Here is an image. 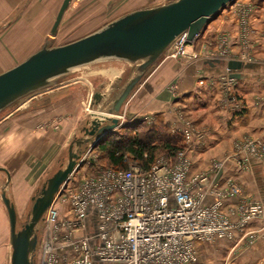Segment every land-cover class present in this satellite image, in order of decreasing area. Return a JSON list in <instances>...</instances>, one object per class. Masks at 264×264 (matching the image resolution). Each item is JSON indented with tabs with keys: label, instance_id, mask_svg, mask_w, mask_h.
<instances>
[{
	"label": "crops",
	"instance_id": "crops-1",
	"mask_svg": "<svg viewBox=\"0 0 264 264\" xmlns=\"http://www.w3.org/2000/svg\"><path fill=\"white\" fill-rule=\"evenodd\" d=\"M61 1L0 0V69L11 67L17 58L15 54L32 53L42 45L45 40L43 37L50 31ZM167 1L85 0L83 5L93 15L102 14L99 19L113 20L127 12ZM237 1L252 6L248 13L252 26L249 34L252 46L244 51V58L241 57L243 54L239 46L238 14L234 1L212 18L211 24L207 23L208 26L201 33L202 37L208 38H214L220 30L228 33L231 59L242 62L240 67L228 70L234 77L237 94L245 102L241 112H233L228 108L221 81L218 80L219 75L226 72V61L229 59L219 62L201 57L192 60L166 57L147 70L131 91L120 113L122 123L142 120L146 124H165L171 131L179 133L185 121H190L192 127L202 134L201 138H194L187 148L192 172L207 169L213 158L223 159L233 154L235 143L245 136L264 140V0ZM66 9L59 24L67 13ZM28 22H36L37 30L34 31L32 27L26 32H19ZM40 37L43 39L40 40ZM77 69L58 78L52 87L36 92V108L31 114L21 110L16 114V121H0V166H14L12 171L15 175L10 176V180L17 190L11 199L15 210L18 204L25 203L24 199L29 195L34 179L32 181L25 178L24 174L30 171L29 165L16 163L17 150L13 148L12 137H7V134H14L23 140L24 133H32L25 140L35 141L30 154L37 163L30 168L36 173L41 172L42 166L52 162L64 141L75 135V119L72 117L76 118L78 114L75 116L68 112L71 118L64 120L61 127L52 129L47 126L41 133L34 129V121L46 114L53 115L57 110L56 101L61 99L64 102L63 110L69 109L67 102L77 97V91L81 87L87 88L89 81L82 74L71 76ZM11 126H14V130ZM22 151L21 159H25L27 152ZM218 179L220 184L234 181L241 189L239 194L225 198L221 205L222 211L232 222L237 221L235 210L240 202L257 200L264 206V157H251L245 167L237 166L233 159L227 160ZM197 258L199 264H264V216L249 218L234 230L232 237L199 242Z\"/></svg>",
	"mask_w": 264,
	"mask_h": 264
},
{
	"label": "built area",
	"instance_id": "built-area-1",
	"mask_svg": "<svg viewBox=\"0 0 264 264\" xmlns=\"http://www.w3.org/2000/svg\"><path fill=\"white\" fill-rule=\"evenodd\" d=\"M233 5L244 58L252 46L248 15L252 6L237 0ZM201 36L199 32L189 40L186 32L180 33L161 57L231 59L226 31L199 41ZM228 70L218 80L228 108L241 112L245 102ZM180 133L184 149L173 159L159 155L148 167L135 159L123 168L99 166L89 143L75 166L83 164L82 173L75 176L72 171L43 213L35 264H199V242L232 237L249 218L264 216L259 201L245 200L237 205V221L232 222L221 205L241 189L234 181L220 184L218 179L227 160L245 167L251 157H264V140L245 136L235 143L233 154L213 158L207 169L192 172L187 148L202 134L188 120Z\"/></svg>",
	"mask_w": 264,
	"mask_h": 264
},
{
	"label": "water",
	"instance_id": "water-1",
	"mask_svg": "<svg viewBox=\"0 0 264 264\" xmlns=\"http://www.w3.org/2000/svg\"><path fill=\"white\" fill-rule=\"evenodd\" d=\"M71 0H62L49 33H56L64 10ZM234 0H168L165 3L127 12L101 28L74 41L50 46L47 39L42 45L16 65L0 72V111L14 101L52 87L58 78L75 69L102 59H118L134 64L132 75L118 87L106 106L92 114L88 125L83 126V135L73 137L68 146V158L64 166L57 168L42 183L37 194L32 196L28 220L16 228V210L6 193V184L1 187L0 197L6 209L11 247L9 264H35L34 252L38 241L37 223L51 204L54 194L77 165L80 154L89 143L94 146L120 126L118 115L131 91L147 70L161 57L167 46L182 32L192 40L202 32L207 23ZM224 62L223 59H216ZM238 59L226 61L228 69L240 67ZM121 77L118 76L119 80ZM107 99V92L93 90L92 105L100 106Z\"/></svg>",
	"mask_w": 264,
	"mask_h": 264
},
{
	"label": "rangeland",
	"instance_id": "rangeland-1",
	"mask_svg": "<svg viewBox=\"0 0 264 264\" xmlns=\"http://www.w3.org/2000/svg\"><path fill=\"white\" fill-rule=\"evenodd\" d=\"M58 0H56L57 2ZM85 0H72L70 6L66 9V14L64 16V19L60 22L57 32L54 35H51L48 31V34H46L43 38L47 39L49 41L50 46H58L62 45L71 41H74L80 37H83L110 22V19H99L98 14H91L90 10L88 11V8H86V5H83ZM215 18V17H214ZM213 18V19H214ZM213 20H210L208 24H211ZM41 23V22H40ZM207 24V26H208ZM24 27L22 29H19L20 31L26 32L28 28L34 29V31L37 30V24L36 22L33 24L31 22H28L23 25ZM42 29V28H41ZM42 32V30H40ZM24 41L28 42L27 38L23 37ZM40 37V40L43 39ZM202 36L199 40H202ZM20 39V38H19ZM17 40V42L19 41ZM14 41V40H13ZM16 41V40H15ZM44 41V40H43ZM41 46V44L36 48V50ZM196 46V45H194ZM26 48V45H25ZM29 48V44L27 46ZM30 52H23L19 54H15L17 58L14 60V65L21 62L23 59H25ZM171 58V57H167ZM164 59V57H160L157 61H160ZM172 59V58H171ZM175 59V58H173ZM156 61V62H157ZM11 66V67H12ZM109 67L111 69H109ZM114 67V68H113ZM10 68V67H9ZM134 64L129 63L126 61L118 60V59H102L95 63L79 67L75 73L71 76H79L82 74L83 77L86 78L87 81H89L86 87H81V90L79 89L77 91V97L74 98L71 102H67L69 109L65 108L63 110V99L60 101H56V108L55 112L50 114V116L43 115L40 117L41 119H35L34 129L38 130V132H44L47 128V126H51L52 129H57L58 127H61L64 123V120H67L71 117L68 116V112H71L73 115H77L75 119L74 124V133L75 135L72 137L67 138V140L64 141V143L61 146V150L59 153L56 154L54 160L50 162L48 165L45 164V167H41V172L36 173L33 168H30L31 165L36 164L37 161L34 156H32L30 153H32V149H34L35 141L29 142L26 139V137L32 135V133H24L23 134V140H21L19 137H16L14 134H7V137L10 138L13 141V144L16 151V163L23 165V163L29 165L30 171L28 173H25V178H28L29 180L34 179L32 189L29 190V195L25 197V203L18 204L16 206V228H20L29 218L30 214V208L32 204V196L36 195L38 190L40 189L42 183L45 181V179L50 176L57 168L62 167L67 162L68 158V146L70 141L73 137H79L83 135V126L88 125L89 119L92 117V114L99 113L101 109L104 110L106 103L111 99L113 94L117 92V88L121 87L124 82L132 75L133 73ZM3 69V68H2ZM0 69V70H2ZM6 70V69H4ZM2 70V71H4ZM1 71V72H2ZM70 76V77H71ZM120 76L121 78L118 80L117 77ZM93 90H102L107 92V99L105 101H102L100 106L92 105L90 103L91 101V94ZM37 93L30 94L28 96L22 97L7 107H5L3 110L0 111V121H16V114L18 111L24 110L25 112L31 114L32 111L36 108V101H34L36 98ZM79 96V98H78ZM35 98V99H34ZM59 109H61L59 111ZM123 110V105L121 107L120 113ZM40 121V122H39ZM37 122V123H36ZM125 123V122H124ZM123 123H120V126ZM32 126V127H33ZM119 127V126H118ZM117 127V128H118ZM116 128V129H117ZM11 129L14 130V126H11ZM45 129V130H44ZM115 129V130H116ZM144 130V129H142ZM34 134V133H33ZM29 142V143H28ZM12 144V145H13ZM12 148V147H11ZM22 150H25L27 152L26 158L21 159V153ZM11 152L12 149H11ZM100 151L94 149V155L97 160V164L99 166H103V162L100 160L98 161V157L100 156ZM25 153V152H24ZM161 155V154H159ZM158 155V156H159ZM9 156V155H8ZM157 157V156H156ZM11 157L9 156L8 159ZM6 159V160H8ZM32 165V166H33ZM9 170L10 176H14L15 173H13V165L10 166L7 165H1ZM12 166V168H11ZM83 164H79L75 171L73 172L74 175H78V173H82ZM21 169V166H20ZM32 174V177L30 175ZM37 174V175H36ZM36 175V176H35ZM6 184V174L4 171L0 170V190L1 187L5 186ZM16 185L13 184L9 178L8 184H6V193L9 196L10 199H13V194L16 193L17 190H15ZM37 233L41 232L42 229V223H37ZM10 251L11 247L9 244V227H8V218L6 209L4 207V204L0 197V264H9V257H10Z\"/></svg>",
	"mask_w": 264,
	"mask_h": 264
},
{
	"label": "trees",
	"instance_id": "trees-1",
	"mask_svg": "<svg viewBox=\"0 0 264 264\" xmlns=\"http://www.w3.org/2000/svg\"><path fill=\"white\" fill-rule=\"evenodd\" d=\"M184 147L181 133L171 131L165 124L137 120L123 123L100 139L93 149L100 151L98 161L101 160L103 166L123 168L132 159L148 167L159 154L173 159Z\"/></svg>",
	"mask_w": 264,
	"mask_h": 264
},
{
	"label": "bare ground",
	"instance_id": "bare-ground-1",
	"mask_svg": "<svg viewBox=\"0 0 264 264\" xmlns=\"http://www.w3.org/2000/svg\"><path fill=\"white\" fill-rule=\"evenodd\" d=\"M56 193L54 194V197H55Z\"/></svg>",
	"mask_w": 264,
	"mask_h": 264
}]
</instances>
